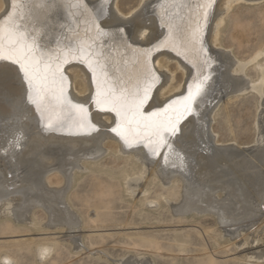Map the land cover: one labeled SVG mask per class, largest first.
Wrapping results in <instances>:
<instances>
[{
	"label": "bare ground",
	"instance_id": "obj_1",
	"mask_svg": "<svg viewBox=\"0 0 264 264\" xmlns=\"http://www.w3.org/2000/svg\"><path fill=\"white\" fill-rule=\"evenodd\" d=\"M112 1L106 7L107 15L102 20V26L113 31L124 27L127 38L137 44L136 47L145 49L153 45L155 48L168 35V30L160 23V4L163 0H138L137 5L132 8L134 10H129V16L116 12L113 9L115 1ZM240 1L257 0H215L205 32V45L215 63L210 70L212 78L199 104L201 116L187 124L183 136L175 144L176 150L167 149L165 155L163 151L156 155L141 144H126L121 137L110 131V127L116 123L115 114L97 109L93 111L92 99L96 86L91 72L82 62L69 57V61L64 64V74L68 80L66 93L68 95L69 87L77 90L70 91L74 98L70 99L74 104L89 107L92 111V123H95L98 131L78 129L71 126V121L66 127H46V122L34 108L30 104L26 106L23 97L26 96L27 86L21 79L22 73L0 76V217L12 216L18 220L33 222L35 209L43 207L47 210L51 225H67L72 230L79 228L80 221L73 212H69V208H64L67 190L78 176V171L89 168L85 159L100 155L104 150L102 146L108 142L107 146L112 144L114 147V153L129 152L133 158L132 165L121 168L119 173L126 192L135 195L136 189H139L142 193L139 200L141 206H159L161 200H165L176 215L210 213L214 215L217 225L254 221L258 216L263 218L264 41L260 47H255L250 61L255 63V78L246 73L248 62H240L233 57L231 51L222 49L221 45L222 32L230 11ZM185 2L195 4L199 0ZM73 3L74 0H17L20 31L25 34L28 43H35L38 54L54 58L76 50L82 41L91 43L86 16L73 7ZM86 3L89 8L96 10L101 7L103 0H86ZM11 10L12 0H0V21ZM241 20H244L243 16L233 18L234 23ZM120 44L119 36L105 37V53L116 57L118 50L123 54L124 49ZM131 56L132 53L128 52L125 58ZM149 63L154 67L159 80L151 99L144 107L145 112L162 108L172 99L186 94L187 85L196 75L192 64L171 48L153 51ZM121 67L125 71L136 70L131 65L125 67L121 64ZM179 72L181 79L175 84ZM217 83L220 86L216 87ZM223 89L226 92L234 89L239 93L250 91L257 96L252 140L254 144L249 150H241L235 145H215L217 135L210 132L211 119L216 111L212 107V101L216 97L215 93ZM212 91L213 96L209 98ZM52 169L60 171L64 176L59 181L60 187L54 189L47 186L50 183L46 180V173ZM148 171L151 174L149 178H158L164 184L179 182L176 192L150 198V181L148 183L145 179L148 178ZM259 227L261 232L254 236L257 242L264 241V225ZM210 231V226L198 229V233L205 236L211 235ZM249 235L244 236L243 244L247 245ZM216 237L215 241L219 242ZM176 242L180 249H185L189 243L183 237L177 238ZM37 247V256L42 261L50 253L53 243L41 242ZM208 249L205 245L203 251L207 252ZM0 257H10L12 264L16 262L6 250L0 252ZM241 258L243 264H264V248ZM125 264L150 263L135 259Z\"/></svg>",
	"mask_w": 264,
	"mask_h": 264
},
{
	"label": "rangeland",
	"instance_id": "obj_2",
	"mask_svg": "<svg viewBox=\"0 0 264 264\" xmlns=\"http://www.w3.org/2000/svg\"><path fill=\"white\" fill-rule=\"evenodd\" d=\"M113 2L116 12L129 16L128 12L134 10L132 8L138 0ZM237 16H243L244 20L234 23L233 18ZM224 27L222 49L231 51L240 62H248L246 73L255 78V63L250 61L254 49L264 41V0L234 4ZM180 75L177 73L175 84L180 81ZM218 86L220 84L217 83ZM71 90H77L70 87L68 96L74 99ZM215 95L212 107L216 111L210 129L212 135H217L215 145H235L241 150H249L254 144L257 96L254 92L239 93L234 89L227 92L223 89ZM93 107V111H97ZM89 112L92 117V111ZM107 144L102 146L104 152L100 155L85 159L89 168L79 170L67 190L64 208L74 213L80 221L79 228L72 230L67 225H51L43 207L35 209L33 222L1 216L0 252L9 251L15 264H125L135 259L150 264H243L241 257L264 248V241L257 242L254 238L261 232L259 226L264 225V217L217 225L210 213L176 215L165 200H161L159 206H141L142 193L139 189L135 195L126 192L119 173L121 168L132 165L133 158L129 152L118 151L116 155L112 144H109L111 147ZM166 150H163L164 155ZM46 175L49 188L60 187L59 181L64 177L60 171L52 169ZM149 175L148 171L145 179L148 183L150 181V198L176 192L179 186L177 181L164 184L158 178H149ZM202 226H210L211 235L199 234L198 229ZM247 234H250L249 242L252 244H243ZM215 236L219 242L215 241ZM182 237L189 242L185 249H180L176 242ZM152 239L155 242H150ZM41 242L53 243L50 253L42 261L36 253L37 244ZM205 245L209 248L207 252L203 251Z\"/></svg>",
	"mask_w": 264,
	"mask_h": 264
},
{
	"label": "snow or ice",
	"instance_id": "obj_3",
	"mask_svg": "<svg viewBox=\"0 0 264 264\" xmlns=\"http://www.w3.org/2000/svg\"><path fill=\"white\" fill-rule=\"evenodd\" d=\"M110 0H103L99 9L89 8L86 0H74L73 7L86 16L88 41H82L74 51L56 57L38 54L35 43H28L20 31V12L17 0L12 10L0 21V76L22 73L27 92L23 97L46 122V127L71 126L88 132L98 131L92 123L89 108L74 104L66 93L68 80L64 64L78 60L87 66L95 82L92 101L101 112L114 113L116 123L111 128L126 144H141L159 155L163 149L175 151V144L184 134L188 123L200 118L199 104L211 80L210 70L215 61L205 45V32L215 0H199L195 4L185 0H163L160 4V23L168 35L154 49H140L127 38L124 27L115 31L102 26ZM119 36L121 54L112 57L104 51L105 37ZM171 48L183 56L195 69L196 75L187 85L186 94L171 100L166 106L145 112L159 80L149 63L153 51ZM128 52L131 57H126ZM131 65L135 71H125ZM18 66V67H16ZM138 66V68L136 67ZM2 99V97H0ZM167 159V158H166Z\"/></svg>",
	"mask_w": 264,
	"mask_h": 264
},
{
	"label": "clouds",
	"instance_id": "obj_4",
	"mask_svg": "<svg viewBox=\"0 0 264 264\" xmlns=\"http://www.w3.org/2000/svg\"><path fill=\"white\" fill-rule=\"evenodd\" d=\"M0 264H12L10 257H0Z\"/></svg>",
	"mask_w": 264,
	"mask_h": 264
},
{
	"label": "water",
	"instance_id": "obj_5",
	"mask_svg": "<svg viewBox=\"0 0 264 264\" xmlns=\"http://www.w3.org/2000/svg\"><path fill=\"white\" fill-rule=\"evenodd\" d=\"M163 150H164V149H163ZM163 150H162V151H163Z\"/></svg>",
	"mask_w": 264,
	"mask_h": 264
}]
</instances>
